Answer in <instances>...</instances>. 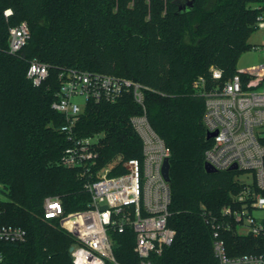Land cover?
I'll return each instance as SVG.
<instances>
[{
	"label": "trees",
	"instance_id": "16d2710c",
	"mask_svg": "<svg viewBox=\"0 0 264 264\" xmlns=\"http://www.w3.org/2000/svg\"><path fill=\"white\" fill-rule=\"evenodd\" d=\"M0 0V224L26 230L23 241L0 240V264H74V237L57 218L44 217L46 197H59L66 212L90 207L86 177L62 164L71 144L61 130L64 114L53 107L63 69L99 71L148 87L145 106L154 129L171 148L169 225L174 241L151 259L158 264H220L208 215H219L242 188L237 172L208 173L211 144L204 122L205 97L195 85L210 67L237 71L263 0ZM12 8L9 17L4 11ZM26 21L27 44L9 50V28ZM121 47L124 65L109 47ZM33 60L49 66L35 86L27 76ZM143 107L131 92L117 101L89 100L74 129L100 134L96 171L114 158L142 157L143 142L130 122ZM96 176V175H95ZM230 255L257 252L253 234L225 232ZM114 252L123 264H138L135 233L113 232Z\"/></svg>",
	"mask_w": 264,
	"mask_h": 264
},
{
	"label": "built area",
	"instance_id": "2783aa9c",
	"mask_svg": "<svg viewBox=\"0 0 264 264\" xmlns=\"http://www.w3.org/2000/svg\"><path fill=\"white\" fill-rule=\"evenodd\" d=\"M260 9L256 29L264 30V0ZM12 13V8L4 11L7 17ZM30 33L26 21L10 26L9 50L19 52ZM210 75L212 84L203 76L195 81L205 97V125L208 132L215 133L205 152L206 162L218 170L236 171L242 185L219 215L207 216L213 229L214 253L220 264H264V61L237 69L225 80L223 69L213 65ZM27 76L40 86L49 77V66L33 60ZM59 80L53 107L65 115L61 130L71 142L61 162L86 177L91 202L89 208L66 212L59 197L49 196L43 204L44 217L59 219L74 237V264H123L114 252L111 234L125 233L129 228L135 233L138 264H158L151 257L173 243L176 231L168 222L172 193L163 173L171 148L147 115L144 92L148 87L129 78L78 68L63 69ZM126 92H131L143 107L141 114L130 118L142 139L143 155L118 156L95 173L101 135H78L74 127L89 100L115 102ZM79 97L84 98L83 104ZM233 166L236 169H231ZM3 199L0 189V209ZM231 230L259 236L263 240L259 250L230 255L223 234ZM26 235L22 227L0 224V240L23 241Z\"/></svg>",
	"mask_w": 264,
	"mask_h": 264
},
{
	"label": "rangeland",
	"instance_id": "374dc122",
	"mask_svg": "<svg viewBox=\"0 0 264 264\" xmlns=\"http://www.w3.org/2000/svg\"><path fill=\"white\" fill-rule=\"evenodd\" d=\"M249 41L251 44L255 46L252 49L245 51L244 53L240 55L238 62H237V69H243L250 65H254L259 62L264 61V30L257 28L250 36ZM108 49L109 50L111 49L116 54V56L119 58V61H120V67H122L124 65V62H123V55H122L121 47L116 45L114 47H109ZM77 100L81 104L85 102L83 97H79ZM101 168H99L98 170H100Z\"/></svg>",
	"mask_w": 264,
	"mask_h": 264
},
{
	"label": "water",
	"instance_id": "95a60500",
	"mask_svg": "<svg viewBox=\"0 0 264 264\" xmlns=\"http://www.w3.org/2000/svg\"><path fill=\"white\" fill-rule=\"evenodd\" d=\"M193 2L194 0H187L184 5L180 6V9H189L193 6ZM215 133L213 132H208L207 133V139H210ZM205 169L208 173H215L218 172L219 170L217 168H215L212 164H210L209 162H205ZM231 169H236V166H233ZM170 170H171V162H170V157H167L165 159L164 165H163V173L164 176L166 178L167 181H171V175H170ZM103 208H106V206H104ZM73 250V247L70 248V251Z\"/></svg>",
	"mask_w": 264,
	"mask_h": 264
}]
</instances>
